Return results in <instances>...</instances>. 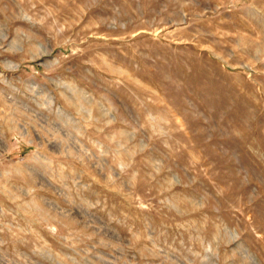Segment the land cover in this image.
I'll list each match as a JSON object with an SVG mask.
<instances>
[{"label": "rangeland", "instance_id": "374dc122", "mask_svg": "<svg viewBox=\"0 0 264 264\" xmlns=\"http://www.w3.org/2000/svg\"><path fill=\"white\" fill-rule=\"evenodd\" d=\"M0 264H264V0H0Z\"/></svg>", "mask_w": 264, "mask_h": 264}]
</instances>
